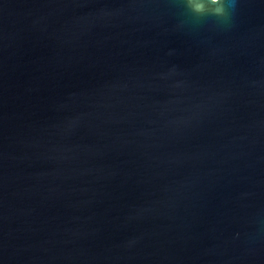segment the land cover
<instances>
[{
    "label": "water",
    "instance_id": "1",
    "mask_svg": "<svg viewBox=\"0 0 264 264\" xmlns=\"http://www.w3.org/2000/svg\"><path fill=\"white\" fill-rule=\"evenodd\" d=\"M0 264H264V0H0Z\"/></svg>",
    "mask_w": 264,
    "mask_h": 264
},
{
    "label": "clouds",
    "instance_id": "2",
    "mask_svg": "<svg viewBox=\"0 0 264 264\" xmlns=\"http://www.w3.org/2000/svg\"><path fill=\"white\" fill-rule=\"evenodd\" d=\"M183 3L197 22L212 17L227 23L236 10L237 0H183Z\"/></svg>",
    "mask_w": 264,
    "mask_h": 264
}]
</instances>
